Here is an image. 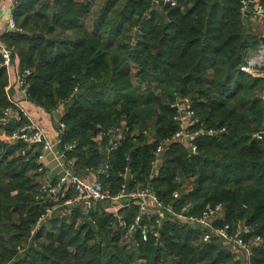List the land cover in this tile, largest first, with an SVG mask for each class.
I'll return each instance as SVG.
<instances>
[{"label": "trees", "instance_id": "1", "mask_svg": "<svg viewBox=\"0 0 264 264\" xmlns=\"http://www.w3.org/2000/svg\"><path fill=\"white\" fill-rule=\"evenodd\" d=\"M95 1L20 0L14 17L22 32L0 39L13 50L16 80L31 72L29 101L48 113L64 106L59 148L66 160L78 159L77 173L108 166L100 182L110 197L150 188L175 212L190 205L191 216L222 206L215 225L228 226L231 234L246 226L244 241L261 239L250 249V264H264V141L258 137L264 77L241 71L262 45L260 34L243 23L248 0H174L175 6L157 0L156 7L154 0H124L120 11L121 0H103L89 32L83 22ZM136 29L137 40L131 34ZM69 30L71 37L60 38ZM115 36L122 41L114 44ZM2 63L0 56V120L14 108ZM178 99H189L195 110L194 130L214 134L198 137L193 153L189 144L172 143L155 165L159 143L179 131L172 107ZM26 123L11 118L0 125V135L11 138ZM114 129L122 133L115 147L109 135ZM99 136L101 149L93 140ZM42 151L41 145L0 139V264H242L220 238L196 244L201 231L168 212L159 239L148 234L146 241L137 228L126 251L123 239L139 207L120 210L121 228L120 219L102 207L106 201L87 214L83 205H65L76 196L72 187L54 201L59 181L46 180ZM48 210L53 212L46 217Z\"/></svg>", "mask_w": 264, "mask_h": 264}, {"label": "built area", "instance_id": "2", "mask_svg": "<svg viewBox=\"0 0 264 264\" xmlns=\"http://www.w3.org/2000/svg\"><path fill=\"white\" fill-rule=\"evenodd\" d=\"M251 0L243 1V12L247 10V6ZM260 2L261 0H253V3L255 4L254 11L252 12L255 14L260 13ZM164 3H171L172 6L176 5V2L174 0H164ZM17 0H0V18L4 21L5 25V33L8 32H21V30L18 27V24H16L15 21V11L17 9ZM254 14V15H255ZM0 56L2 57L3 63L2 68L6 69L7 72L10 74V72H13L14 70V63H13V50L8 48L6 44L2 43L0 40ZM256 64L254 61L248 62L246 66L241 67V71L246 72L248 74H251L252 76L256 77L253 74L254 66ZM255 72V71H254ZM31 74L30 71L26 70L23 72L22 75L17 76L16 80V86L19 90V93L22 96L28 97V89L29 84L27 82V77H29ZM9 88L7 89V91ZM9 96V95H8ZM10 97V96H9ZM13 104V103H12ZM172 107L177 110L173 121L178 125L179 131L174 134L171 138H168V140L161 141L159 143V147L155 151V161L154 164L158 160H160L161 156L169 149L170 145L175 142H182L185 144H189L190 148H192L193 152L197 151V147L193 144V142L200 136H204V134L213 135V131H205V129L201 130H194L195 126L199 123L197 114L194 109H192L189 99H178ZM11 118L16 119L17 121H22L23 118L28 119V116L25 113H22V111L18 108L17 110H14V108L9 107L4 112V118L0 120V125L7 126L9 123V120ZM30 121V120H29ZM60 130L64 129V124L61 123L59 125ZM109 135H112L113 137L115 135L118 136V138L115 140L116 143H118L122 138V133L120 129H114L112 130ZM261 138V136H258ZM12 141H23L26 143L29 147L32 145H41L42 146V154L39 157L40 160H42L46 154L52 153L53 151V145L52 142L49 140L46 132L42 130L41 127H39L37 124L33 122L26 123L25 126L17 131L13 136H11ZM23 155H26V151L23 152ZM61 161L68 167V170L63 173L62 177L59 180L60 188L62 185H70L75 192L76 196L73 200H67L65 205L71 206L74 204H83L84 207L87 208L86 211H84L86 214L88 212L96 210L98 201H119L124 200L125 198H129L130 200L138 199L140 200V208L143 210V215L149 214L150 216L157 215L156 221L153 223V227L150 230V235L154 236L156 239L160 238V229L162 228V222H163V216L165 215V212L173 214L176 218H178L181 222H183L186 225L191 226H202L203 230L201 231V241L204 243H207L211 241L214 238H220L224 241H228L233 243L234 245L244 248L247 252V263H251V251L247 248L246 244L244 243L243 239H240L241 235L249 233V229L246 226L239 227L233 234L228 232L229 227L225 226L224 228H219L215 225V221L218 219L219 215L222 212V206H216V207H208L206 210L202 213L201 216H191L187 215L188 208L190 205L182 208L180 212L173 211V208L171 206L166 207L162 202H160L155 194L151 192L150 188H147L145 191H138L134 192L132 194H126L124 191H122L120 194H118L116 197H110L108 192L104 189L103 184L99 181L95 180H86L81 177H79V174L75 170L74 163L72 161H67L65 159L64 154H60ZM109 167L106 166L105 170L107 171ZM44 191L48 192L49 194L53 193L55 195L56 190H50L48 186L44 187ZM174 199L179 198V194L175 193L173 195ZM147 200H153L154 201V207L150 210L147 206ZM133 202V201H132ZM132 204V203H130ZM127 204V205H130ZM53 210H48L46 217L49 216ZM142 216L137 217L135 224L130 226L128 228V236H133V233L135 230L140 226L142 223ZM45 217L42 219V222L44 221ZM144 239L147 241L148 236L144 235ZM256 242H261L260 238L255 239ZM246 263V264H247Z\"/></svg>", "mask_w": 264, "mask_h": 264}, {"label": "crops", "instance_id": "3", "mask_svg": "<svg viewBox=\"0 0 264 264\" xmlns=\"http://www.w3.org/2000/svg\"><path fill=\"white\" fill-rule=\"evenodd\" d=\"M97 1H95L93 3V7L95 6V3ZM17 3H18L17 6H19L20 0H17ZM260 6H261L260 13L255 14V15H253L252 18H250V24H251V27L253 28L254 31H256L258 34L260 33V34L264 35V29L261 30V27L264 26V0H261ZM93 7H92V10H93ZM92 10H91V13H92ZM48 15L52 16L51 13H49ZM3 22L4 21L0 18V39L3 35H5V25ZM261 47H262V45H261ZM16 65H17V63H15V68L17 70ZM13 78H15V76H13ZM6 92H7V96L8 95L10 96V97L8 96V98L13 103L14 110H17L19 108L22 111V113H25L31 122L37 124L39 127L42 128V130H44L46 132L49 140L52 142V145H53L52 153L50 152V153L46 154L42 160L39 159V165L41 167L45 168V170L47 171L48 177L46 180L48 182H52V181L56 180L58 183V181L62 177L63 173H65L68 170V167L60 159V154L61 153L64 154V152L62 151V149L59 148V146L61 144L60 137H61V133H62L60 128H59V123H60L61 117H63V115L65 114L64 113V106L60 105L52 113H48L47 111H45V109L43 107L41 108V107L34 105L33 103H31L29 101L28 97L22 96L19 93V90L16 86V78H15V80L14 79L12 80V78H11V82L9 85V91L6 90ZM29 120H28V123L30 122ZM153 132H155V131H153ZM117 138H118V136L115 135L111 140L112 141L111 145L114 147L116 144L115 140ZM93 140L96 144L98 143L97 146L101 149V145H103L101 136H99V137H97V139H93ZM8 141L12 142V139L9 138ZM66 148H68L69 150L73 149L70 145L66 146ZM109 150H111V148ZM77 160H78L77 158H73L70 161H72L74 163V166H75V163ZM101 167H102V169H101ZM101 167L99 168L98 171H96L93 168L80 170V172H78L79 177L86 179V180H95V181L100 182V175L103 174L102 172H104V173L106 172L105 166L101 165ZM75 169H76V166H75ZM46 180L44 179V181H46ZM38 181L44 182L42 179L41 180L39 179ZM70 188H71L70 185H64V186L62 185L61 188L58 187L57 191L59 190V193L57 194V196H55V198L53 200L54 201L60 200V198H61L60 195H62V194L66 195L68 193V191L70 190ZM133 201L134 202L130 205L125 204V202L123 200L116 201V203H115V201L114 202L113 201H106V202L102 203V207L105 208L107 213L113 214L118 219H120L119 225L121 226V228H126V223L121 221L122 219H121V215L119 213L120 210L130 208V206L135 205V206H138L140 209V216L139 217H141L142 214L144 213L143 210H141V208H140V200L134 199ZM154 204L155 203L153 200H147V206L149 207L150 210L154 207ZM79 205L81 206L83 204L81 203ZM101 208L98 207V211ZM67 210H68V208L67 209H59V211H62L61 212L62 214H64L65 211H67ZM101 211H102V209H101ZM153 216H150L149 214H145L142 216V218L144 219V222H142V225H141V231L143 233V236L144 235L147 236L148 234H150L149 232H150L151 228L153 227V224H152L153 219H154ZM127 234H128V232H127ZM221 241H222L224 246H228L230 248L231 252L234 253L235 259L237 261L238 260L241 261L242 264L247 263V261H248L247 252L245 251L244 248L242 249V248L234 245L231 242H228L226 240L224 241L223 239H221ZM244 243L246 244L247 248L250 250L251 247L255 243V239L250 240L249 242L244 241Z\"/></svg>", "mask_w": 264, "mask_h": 264}, {"label": "rangeland", "instance_id": "4", "mask_svg": "<svg viewBox=\"0 0 264 264\" xmlns=\"http://www.w3.org/2000/svg\"><path fill=\"white\" fill-rule=\"evenodd\" d=\"M123 3H124V0H121V2L119 3V5H118L117 8H116L117 11L122 10V8L124 7V4H123ZM103 6H104V4H103V0H98V1L95 3V6L93 7V10H92L91 15H90L88 18H86V19L84 20V22H83V23H84V26L89 30V32H93V31L95 30V24H96L95 21H97V20L100 19V11H101V9L103 8ZM116 10L113 11V12H116ZM254 14H255V13L251 14L250 18H252ZM112 16H113V14H112ZM112 16H111V17H112ZM112 28H113V27H112ZM263 29H264V26L261 27V30H263ZM109 30H110V29H106V30H105L106 32H103V33L106 35V37L109 36V35H108V33L110 32ZM132 31H133V30H132ZM132 31H131V34L135 33V31H137V29L134 30V32H132ZM21 32H22V30H21ZM259 34H260V33H259ZM262 35H263V34H260V36H262ZM69 37H71V31H70V30H69L68 32H64V33L60 34V38L66 39V38H69ZM115 40H116V41H115ZM119 41H122V40H119L118 37L115 36L112 42H113L114 44H116V43L119 42ZM261 44H262V43H261ZM249 54H250V53H249ZM251 54H252V55L249 57L248 62H250V61L253 60L254 63L256 64V65L254 66V69H255V70H253V74H254L255 76L264 77V71H262V72L258 71V70H260L261 68H262V69L264 68V49H261V47H260L256 52H252ZM133 67H135V66H133ZM136 71H137V68H133V73H136ZM254 71H255V72H254ZM250 75H251V74H250ZM13 76H16V74H13V72H10V74L8 73L9 85H10V82H11V78H12V80H13V79L15 80V78H13ZM9 85H8L7 89L9 88ZM134 85H135L136 88L138 87V83H137V81H134ZM7 89H6V90H7ZM8 91H9V90H8ZM61 119H62V117H61ZM61 119H60V123H59V125L62 123V122H61ZM0 134H1V133H0ZM0 139L3 140V141H8L9 137H6L5 134H2V135H0ZM45 186H46V185H45ZM127 237H128V234H127V236L125 237V239H123V241H126V243L128 244V245H127V250H126V251H131V250H132V247H133V244H132L131 240H130L129 238H127ZM200 242H202L201 239H200V241L197 242L196 244H199ZM131 245H132V246H131Z\"/></svg>", "mask_w": 264, "mask_h": 264}, {"label": "water", "instance_id": "5", "mask_svg": "<svg viewBox=\"0 0 264 264\" xmlns=\"http://www.w3.org/2000/svg\"><path fill=\"white\" fill-rule=\"evenodd\" d=\"M157 4H158L157 3V0H154V6L155 7L157 6ZM254 7H255V4L253 3V0H251V2L249 3V5L247 6V10L243 12L242 19H243V23H244L246 29H249L250 28V16H251L252 12L254 11ZM139 33H140V31L137 30L135 32V34H134V38L136 40L138 39ZM260 41L262 43L261 49H264V35L261 36ZM243 44L244 43L241 42L240 47H242ZM262 126H263V129H264V123L262 124ZM153 134H155V132H153ZM260 136H261V138L264 141V130L260 133ZM192 152H193L192 151V148H190V153H192ZM102 167H101V169H102ZM130 179H131L130 177H127L126 178V181H125L126 187H129L130 186ZM86 210H87V208L85 207L84 208V211H86ZM193 227H195L198 230H203L202 226H193ZM138 228H140V226ZM243 238H244V234L241 235L240 239H243Z\"/></svg>", "mask_w": 264, "mask_h": 264}]
</instances>
